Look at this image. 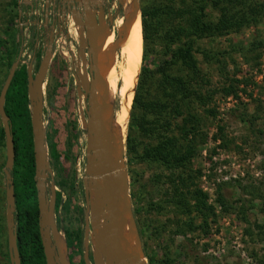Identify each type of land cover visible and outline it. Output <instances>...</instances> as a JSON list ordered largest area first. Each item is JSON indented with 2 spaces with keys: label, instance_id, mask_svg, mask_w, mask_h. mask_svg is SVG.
<instances>
[{
  "label": "rangeland",
  "instance_id": "374dc122",
  "mask_svg": "<svg viewBox=\"0 0 264 264\" xmlns=\"http://www.w3.org/2000/svg\"><path fill=\"white\" fill-rule=\"evenodd\" d=\"M10 1L0 0V90L8 73L6 50L11 46L12 32L16 26L14 13L7 10L9 7L5 8ZM132 1L123 0V15H126L125 6L132 5ZM34 12L40 15L39 7H34ZM212 15L215 16V11H212ZM123 19L118 20V27ZM136 19L141 23L139 14ZM26 35L27 31V39ZM121 45L128 56L125 39ZM198 45L217 56L216 60L207 62L201 53L195 52L200 67L210 79V87L217 90L207 105L214 108L216 113L212 118L199 109L205 118L202 130L206 138L198 146L192 163V178L187 184L207 194L206 202L213 207L214 214L208 215L207 225L185 234L176 233L177 226L185 225L189 219H194L195 225H199L201 219L194 213H181L167 203L168 172L163 167L139 160L128 161L125 154L130 193L135 191L140 199L137 206L141 211L133 215L138 231L140 228L146 231L145 235L140 236L143 250H146V263L147 252L156 264H257L258 257L264 251V240H259L255 227L256 224L264 223V18L238 32L204 37L198 41ZM66 52V47L57 48L42 86L45 93L43 124L47 158L52 170V180L48 176L46 185L53 181L55 192H59L62 197L57 214L61 229L60 232L57 229L58 236L62 237L66 231L82 233L81 245L73 238L71 246L64 249V254L75 264H79L84 255L85 263L92 264L94 248L87 210L91 196L83 185L86 131L80 116L79 107L82 103L78 100L73 79L75 69L71 68ZM24 53L27 54V62V48ZM116 61L115 58V64L110 65L105 85L109 118L116 113L114 101L112 104L118 88ZM139 67L140 63L137 75ZM127 69L128 64L123 71L122 86ZM228 87H232L234 92L225 94L223 90ZM120 112L125 122L122 136L125 147L129 117L126 118ZM218 127L222 128L221 132H218ZM112 128L114 135L119 137L114 120ZM216 133H219L217 140L214 139ZM52 143L60 153L57 164L53 158ZM4 153L5 147L0 144V264H10L3 195ZM53 166L62 170L64 178H74V190L69 191L59 185V176ZM134 180L135 185L132 186ZM219 186L231 205L228 211H223L216 201V189ZM131 200L133 208L132 195ZM150 202L164 207L163 211H159L161 208L148 210ZM64 207L68 209L64 210Z\"/></svg>",
  "mask_w": 264,
  "mask_h": 264
},
{
  "label": "trees",
  "instance_id": "16d2710c",
  "mask_svg": "<svg viewBox=\"0 0 264 264\" xmlns=\"http://www.w3.org/2000/svg\"><path fill=\"white\" fill-rule=\"evenodd\" d=\"M142 54L137 81L132 98L127 134L125 140L128 161L139 160L156 163L167 173V203L181 213L195 214L201 223L194 224V219L185 223L186 228L177 226L176 233L197 230L207 225V217L214 214L212 206L206 202L207 194L198 188H190L187 182L192 178V163L198 146L205 141V118L215 117L214 108L207 107L217 90L210 87V79L199 65L195 52L201 53L207 62L217 56L210 50L201 49L198 41L204 37L238 32L245 27L259 23L264 18V0H161L152 2L140 0ZM10 9H7V8ZM14 13L15 30L11 36V46L7 48L6 65L11 64L22 54L5 96L4 110L9 117L10 131L14 142L15 157L10 171L14 184L16 244L21 264H45L38 224V200L33 153V136L30 122V101L27 92V65L22 63L28 54L38 52L36 40L38 30L32 23L28 5L22 0H11L5 6ZM14 8H19L22 15L17 21ZM215 11V16L212 15ZM36 18V17H35ZM27 21L28 32L25 38ZM37 48V49H36ZM38 54V53H37ZM116 61L118 88L114 100V123L120 138L125 133L124 119L121 116L122 75L127 66V51L119 46ZM7 70V72H8ZM7 75V73H6ZM5 75V77H6ZM225 94L234 92L232 87L223 90ZM116 127L114 126V130ZM222 128L218 127V132ZM216 133L214 139H218ZM48 138V136H47ZM4 131L0 126V144L3 145ZM69 140L67 141V145ZM55 164L60 153L52 143ZM56 170L59 185L72 191L75 189L74 178H64L62 170ZM191 182V181H190ZM135 185V180L132 181ZM133 214L141 211L137 203L139 195L134 191ZM216 201L223 211L231 208L220 186L216 189ZM62 197L57 192L56 208L62 204ZM162 206L156 202L148 204V210ZM64 207V210H67ZM193 218V217H191ZM259 240H264V223L256 224ZM140 236L146 234L139 229ZM68 246L73 238L78 245L82 242V233L67 232ZM57 240V239H56ZM57 245H59L57 240ZM144 251L145 248H144ZM8 254V253H7ZM147 264H156L146 252ZM82 264H85L82 261ZM257 264H264V251L257 259Z\"/></svg>",
  "mask_w": 264,
  "mask_h": 264
},
{
  "label": "water",
  "instance_id": "95a60500",
  "mask_svg": "<svg viewBox=\"0 0 264 264\" xmlns=\"http://www.w3.org/2000/svg\"><path fill=\"white\" fill-rule=\"evenodd\" d=\"M81 1L85 0H76ZM28 5L30 14H34V7L38 0H22ZM44 26H48L50 12L55 11V4L49 6V0H45ZM51 7V8H50ZM38 8V7H37ZM57 12V9H56ZM52 14V13H51ZM140 16L139 0L132 1V10L129 15H124L117 38L110 45L99 48L95 43L94 35L87 32L90 40V73L91 79L86 76V57L83 50V40H80L79 57L82 60V73H78L81 79L83 91L78 86V94L84 93L87 99L85 115L81 114L82 125L86 130L85 146V171L83 185L85 191L91 196L88 204V223L92 231V244L94 248L95 264H147L141 237L132 211L129 176L125 161V147L122 138L113 133V115L106 118L104 105L99 100V69L105 60L116 54L123 34L129 24ZM39 24L40 15L35 14ZM52 17V15H51ZM77 22V21H76ZM95 22V19H92ZM54 24L49 27L54 29ZM107 27V26H106ZM53 33L48 36L44 55L40 61L36 73L32 72V61L27 66V92L30 101V122L33 136V153L35 162V181L38 200V224L40 238L46 264H55L56 258L52 246V239H58L57 228L54 223L55 190L53 181H50L49 189L52 193L50 199L46 197V179L52 180V170L47 158L46 134L43 124V91L49 62L52 56ZM22 51L11 64L7 76L0 90V119L5 136L6 160L3 167L6 187V228L7 249L10 264H21L16 244L15 223L13 213L15 210L14 184L10 174L13 168L15 150L10 131L9 117L4 110L5 96L15 70L19 64ZM113 113V111H112ZM125 235L132 239V248L124 244ZM61 264V263H60Z\"/></svg>",
  "mask_w": 264,
  "mask_h": 264
},
{
  "label": "flooded vegetation",
  "instance_id": "af4514ba",
  "mask_svg": "<svg viewBox=\"0 0 264 264\" xmlns=\"http://www.w3.org/2000/svg\"><path fill=\"white\" fill-rule=\"evenodd\" d=\"M82 3L77 2L76 0H49V6L55 4V11L50 12L52 15L53 20L48 21V26H44V7H45V0H42L37 7H39L40 12V22L37 24L38 20L35 18V13L33 14V24L36 26L38 30V39L36 40V46L38 45L37 53L34 52L32 55H29V59L27 62L25 60L22 63H26L28 66L29 62L32 61V72L35 73L40 61L44 55L45 45L48 41V36L52 32L53 33V41H52V56L49 62V65L54 57V53L57 51V48L60 46H64L67 49L69 55V62L71 64V68L75 69L73 73L74 84L76 88V93L78 96L79 102L82 103V106L79 107L80 113L85 115V104L86 98L84 97V93L78 94V86L81 87L83 91V86L81 79L78 76V73H82V60L79 57V45L80 40L84 41L83 43V50L86 57V76L88 79H91L90 73V53L89 49L91 48L90 40L87 37V32L91 31L95 38L96 45L101 49L113 43L117 38V31H118V20L124 17L123 15V0H85L81 1ZM51 8V7H50ZM57 9V12H56ZM132 10V5L125 6V14L129 15ZM52 13V14H51ZM39 14V13H38ZM51 18V17H50ZM49 18V19H50ZM95 19V22H92V19ZM77 21V22H76ZM51 22V23H50ZM54 24V29L49 27L50 24ZM107 26V27H106ZM70 27V28H69ZM111 35V36H110ZM63 36L64 37V44H57L56 37ZM110 43L106 44L105 40H109ZM104 45V46H103ZM119 49V47H118ZM117 49V50H118ZM117 50H116V58H117ZM22 51V50H21ZM22 54V53H21ZM39 59V61H37ZM117 60V59H116ZM38 63V64H37ZM37 64V65H36ZM49 69V66H48ZM109 71L106 75L105 85L107 78L109 77ZM48 72V70H47ZM44 83V82H43ZM43 90V95H44ZM81 116V115H80ZM2 124V123H1ZM86 131V130H85ZM3 146L5 147V136L3 139ZM6 160V153H4V165ZM3 165V167H4ZM2 174L5 179L4 170L2 168ZM50 185H47L46 197L49 200L52 193L49 189ZM5 187H6V179L5 185L3 189L4 201H5V208H6V200H5ZM55 201H54V223L57 229H59V220L57 218V214L59 212V207L56 208L57 202V192H55ZM63 236L59 235L58 243L61 244V248L59 249L57 245V240L52 239V246L54 249V255L56 258L55 264H75L71 258H69L66 254H64V249L68 246V239L66 232H63ZM61 252L63 255L61 256ZM63 257V259H62ZM65 258L67 262L65 261ZM84 260V255L80 260L79 264H82ZM91 261L92 264H95L93 255L91 254ZM46 264V260H45ZM86 264V263H85Z\"/></svg>",
  "mask_w": 264,
  "mask_h": 264
},
{
  "label": "bare ground",
  "instance_id": "6f19581e",
  "mask_svg": "<svg viewBox=\"0 0 264 264\" xmlns=\"http://www.w3.org/2000/svg\"><path fill=\"white\" fill-rule=\"evenodd\" d=\"M136 18L131 22V25H129L127 29L125 30L123 37L121 39V42H120V45H121V43L125 39V44L128 47V56H127L128 69L124 75V83H123L121 93H120L121 111L125 115L126 118L129 117L132 98L134 94V87L136 84L137 69H138V66L141 60V54H142V28H141V23ZM105 43L109 44L110 38L108 41L105 40ZM115 58H116V54L108 58L107 60H105L99 69L100 81H99V88H98L99 93L98 94H99L100 102L104 105V113H105L106 118H109L108 117V113H109L108 103L109 102L107 101V95H106V89H105V79H106V75L109 70V66L111 64H115ZM116 95L117 94H115V96L112 99V104H113V101L116 99ZM113 120H114V115H113ZM112 126H113V122H112ZM124 244L127 248H128V245H130V248H132L133 243L129 235H125Z\"/></svg>",
  "mask_w": 264,
  "mask_h": 264
},
{
  "label": "crops",
  "instance_id": "0c3cea01",
  "mask_svg": "<svg viewBox=\"0 0 264 264\" xmlns=\"http://www.w3.org/2000/svg\"><path fill=\"white\" fill-rule=\"evenodd\" d=\"M39 1V3L42 1V0H38ZM14 12L16 13V15H17V21H18V19L20 18V16L22 15V13H21V11H20V9L19 8H14ZM50 15V14H49ZM50 17H51V15H50ZM49 20H53V17H51ZM51 23V22H50ZM23 24L24 25H26V28H25V31L26 30H28V27H27V21H23ZM27 36V35H26Z\"/></svg>",
  "mask_w": 264,
  "mask_h": 264
},
{
  "label": "built area",
  "instance_id": "2783aa9c",
  "mask_svg": "<svg viewBox=\"0 0 264 264\" xmlns=\"http://www.w3.org/2000/svg\"><path fill=\"white\" fill-rule=\"evenodd\" d=\"M64 37L63 36H59V37H56V43L58 44H64ZM65 46V45H64ZM64 46H60V48L64 47Z\"/></svg>",
  "mask_w": 264,
  "mask_h": 264
}]
</instances>
